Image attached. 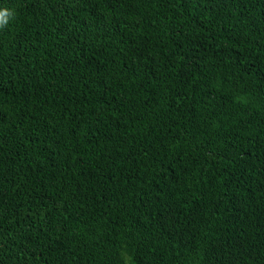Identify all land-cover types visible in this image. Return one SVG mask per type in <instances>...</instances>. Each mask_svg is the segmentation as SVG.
I'll return each mask as SVG.
<instances>
[{
  "label": "trees",
  "instance_id": "trees-1",
  "mask_svg": "<svg viewBox=\"0 0 264 264\" xmlns=\"http://www.w3.org/2000/svg\"><path fill=\"white\" fill-rule=\"evenodd\" d=\"M0 264H264V0H0Z\"/></svg>",
  "mask_w": 264,
  "mask_h": 264
},
{
  "label": "clouds",
  "instance_id": "clouds-1",
  "mask_svg": "<svg viewBox=\"0 0 264 264\" xmlns=\"http://www.w3.org/2000/svg\"><path fill=\"white\" fill-rule=\"evenodd\" d=\"M12 15L13 13L7 8L0 10V27L5 26Z\"/></svg>",
  "mask_w": 264,
  "mask_h": 264
}]
</instances>
